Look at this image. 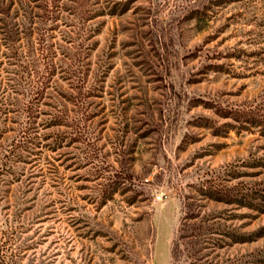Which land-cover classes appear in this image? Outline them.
<instances>
[{
  "label": "rangeland",
  "instance_id": "obj_1",
  "mask_svg": "<svg viewBox=\"0 0 264 264\" xmlns=\"http://www.w3.org/2000/svg\"><path fill=\"white\" fill-rule=\"evenodd\" d=\"M14 217L22 264H264V0H0Z\"/></svg>",
  "mask_w": 264,
  "mask_h": 264
},
{
  "label": "trees",
  "instance_id": "obj_2",
  "mask_svg": "<svg viewBox=\"0 0 264 264\" xmlns=\"http://www.w3.org/2000/svg\"><path fill=\"white\" fill-rule=\"evenodd\" d=\"M47 71V64H45V69H43L40 76L45 78ZM38 91L39 88L36 89V93ZM14 219L16 224L9 223L6 228L1 227L0 223V264H22L21 253L23 254V251L28 246L21 242V237L19 236L23 221L17 217H14Z\"/></svg>",
  "mask_w": 264,
  "mask_h": 264
}]
</instances>
